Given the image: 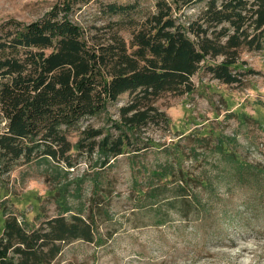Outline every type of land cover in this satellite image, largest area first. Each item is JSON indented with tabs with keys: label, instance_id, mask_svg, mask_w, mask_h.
Returning a JSON list of instances; mask_svg holds the SVG:
<instances>
[{
	"label": "trees",
	"instance_id": "16d2710c",
	"mask_svg": "<svg viewBox=\"0 0 264 264\" xmlns=\"http://www.w3.org/2000/svg\"><path fill=\"white\" fill-rule=\"evenodd\" d=\"M200 1L205 6L197 18L179 15ZM89 2L64 0L40 19H10L0 26V122L5 123L0 176L18 164L46 163V180L53 184L51 196L60 211L33 225L4 207L0 264H51L62 250L58 241H98L93 207L88 215L81 213L86 177L70 176L79 156L96 155V164L105 168L120 155L139 156L161 145L146 130L170 124L156 106L162 94L193 92L192 78L202 66L224 83H240V49H264V0H156L153 11L141 8V0L103 2L99 17L109 21L94 32L73 16L77 4ZM125 29L130 39L121 33ZM217 56L222 60L212 62ZM125 93L131 99L114 119L109 105ZM102 115L106 125L86 126L76 142L69 139L68 132L83 119ZM216 140L223 158L238 166L239 179L250 170L264 175V169L256 170L230 149L233 137L221 134ZM159 169L153 175L160 179L173 175ZM99 177L98 172L93 178L95 188ZM150 192L159 194L156 187ZM186 192L179 194L184 202ZM74 198L81 208L73 205Z\"/></svg>",
	"mask_w": 264,
	"mask_h": 264
},
{
	"label": "rangeland",
	"instance_id": "374dc122",
	"mask_svg": "<svg viewBox=\"0 0 264 264\" xmlns=\"http://www.w3.org/2000/svg\"><path fill=\"white\" fill-rule=\"evenodd\" d=\"M89 1L77 4L73 16L94 32L95 26L109 21L99 17L103 2L136 0ZM155 1L141 0V8L153 11ZM62 2L0 0V26L10 19L24 23L40 19ZM204 6L200 1L179 15L195 19ZM121 33L130 39L129 29ZM238 60L240 83H224L202 66L192 78L193 92H167L156 100L170 124L151 125L146 134L161 145L139 156L120 155L105 168L96 164V155L79 156L70 176L86 177L81 213L86 216L93 207L99 239L58 241L62 250L51 264H264V175L250 170L245 180L239 179L238 166L215 146L219 135L231 136L230 149L256 170L264 169V49L243 47ZM130 99L125 93L111 103V117L119 118V108ZM106 118L83 119L68 132L69 139L76 142L86 126L106 125ZM4 126L0 122V130ZM163 167L173 175L162 179L153 175ZM46 170V163H23L0 176V235L7 216L4 207L33 225L60 212ZM98 172L100 186L95 188ZM153 187L157 197L150 192ZM185 188L184 202L179 194ZM72 202L82 207L75 198Z\"/></svg>",
	"mask_w": 264,
	"mask_h": 264
}]
</instances>
